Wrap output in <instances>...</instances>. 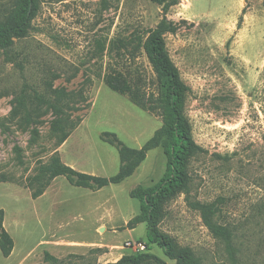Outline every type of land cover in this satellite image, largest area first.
<instances>
[{"label":"rangeland","instance_id":"374dc122","mask_svg":"<svg viewBox=\"0 0 264 264\" xmlns=\"http://www.w3.org/2000/svg\"><path fill=\"white\" fill-rule=\"evenodd\" d=\"M37 2L27 35L0 47V209L14 241L10 257L0 252V264H50L45 251L57 259L53 264H106L141 252L174 264L158 245L146 243L145 223L127 227L139 212L130 190L156 183L165 170L160 147L117 184L90 189L57 176L37 197L28 184L37 165L54 155L78 171L110 176L119 157L102 133L138 148L161 125L160 115L105 83L120 68L147 92L159 90L143 50L136 42L122 46L159 22L161 6L150 0ZM13 3L0 0V17ZM166 17L176 24L165 43L189 87L184 109L201 151L189 164L188 193L165 205L160 229L202 264H264L262 0H179ZM50 87L83 94L62 143L44 106L28 123L12 114L20 92ZM196 203L216 206L214 221L233 234L228 244L203 224Z\"/></svg>","mask_w":264,"mask_h":264},{"label":"trees","instance_id":"16d2710c","mask_svg":"<svg viewBox=\"0 0 264 264\" xmlns=\"http://www.w3.org/2000/svg\"><path fill=\"white\" fill-rule=\"evenodd\" d=\"M150 1L161 6V19L154 27L132 34V39L123 42L122 47L127 48L128 45L137 43V48L143 50L152 67L159 90L155 93L147 92L142 83L129 79L120 68H115L107 76L105 83L111 90L127 95L136 106L160 115L161 125L138 148L126 145L114 132H103L102 139L116 148L119 157L118 170L110 176L78 171L54 155L47 162L37 165L34 174L28 178V184L33 187L32 197L41 195L57 176H64L72 185L90 189L117 184L133 174L151 149L160 147L166 158L165 170L156 183L146 187L136 186L130 190L129 195L139 201V212L127 222V227L134 228L139 223H145L146 243L158 245L174 264H202L189 246L180 245L160 229L165 205L178 194L188 193L191 181L189 164L201 151V147L192 136L191 126L185 114L189 87L181 79L179 69L172 61L165 43V35L173 33L176 29V24L166 17V13L179 0ZM262 6L264 8V0ZM37 9V0H14L7 13L0 17V47L8 48L15 39L27 35ZM82 98V92H69L58 87H50L43 93L32 90V94H25L23 91L15 98L12 114L20 116L28 123L34 120L31 118L32 112L44 106L54 116L51 130L57 142L62 143L75 125L70 119L71 111ZM196 207L203 224L212 235L228 244L233 234L227 226L214 221L216 206L213 203H196ZM3 219V209H0V252L4 257H8L13 250L14 241L4 227ZM44 259L52 261L50 264L57 261L47 251L44 252ZM151 261L165 264L148 252L124 254L117 261L106 264H148Z\"/></svg>","mask_w":264,"mask_h":264},{"label":"built area","instance_id":"2783aa9c","mask_svg":"<svg viewBox=\"0 0 264 264\" xmlns=\"http://www.w3.org/2000/svg\"><path fill=\"white\" fill-rule=\"evenodd\" d=\"M127 244H130V242H128ZM141 250H144V245H140Z\"/></svg>","mask_w":264,"mask_h":264},{"label":"crops","instance_id":"0c3cea01","mask_svg":"<svg viewBox=\"0 0 264 264\" xmlns=\"http://www.w3.org/2000/svg\"><path fill=\"white\" fill-rule=\"evenodd\" d=\"M4 223V222H3ZM4 225V224H3ZM14 248V247H13ZM11 255V254H10ZM10 255L8 257H10Z\"/></svg>","mask_w":264,"mask_h":264}]
</instances>
